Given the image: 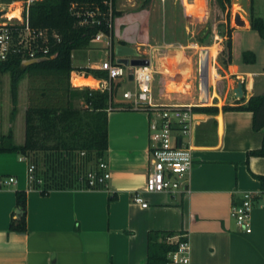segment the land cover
<instances>
[{
	"label": "crops",
	"instance_id": "obj_1",
	"mask_svg": "<svg viewBox=\"0 0 264 264\" xmlns=\"http://www.w3.org/2000/svg\"><path fill=\"white\" fill-rule=\"evenodd\" d=\"M250 4L252 8V0ZM131 18L132 14L114 18V25ZM245 22L231 33L251 30L248 15ZM112 32L123 46L132 47L131 36L116 33L114 26ZM115 45L111 43V58L130 59L127 53L117 56ZM93 51L95 58L83 56L80 60L77 56V64L72 63V52V66L93 69L105 51L90 44L79 51L86 55ZM250 66L225 65L222 76L219 74L225 87L221 96L207 86L205 100L200 102L198 86L196 102L177 103L211 105L217 112L191 110L185 143L191 147V166L184 187L172 194L141 192L146 207L131 200L134 192L141 191L147 169L148 117L142 111H106L107 147L101 157L109 174L105 186L52 188L41 194L26 181L25 162L23 169L8 174L15 184L0 187V264H145L146 233L151 230L173 232L162 237L167 243L184 234L189 246L187 264H264V207L253 199L249 232L229 215L241 192L261 191L255 175H264V157H246V152L260 146L264 126L252 130L248 111L221 110L222 105L244 103L249 96L264 93V83L254 79L264 76V71H253ZM237 82H241L238 99L233 93ZM74 83L77 88L89 85L88 78ZM164 90V82L151 83L153 101L176 103ZM15 189L25 191L26 231L22 234L7 231ZM111 195L114 197L108 200Z\"/></svg>",
	"mask_w": 264,
	"mask_h": 264
},
{
	"label": "trees",
	"instance_id": "obj_2",
	"mask_svg": "<svg viewBox=\"0 0 264 264\" xmlns=\"http://www.w3.org/2000/svg\"><path fill=\"white\" fill-rule=\"evenodd\" d=\"M77 2L85 4L87 8L97 6L100 11L106 9L102 0H41L28 7V26L33 29H45L57 36V41L50 40L51 55L40 57L41 60L22 65L26 59L16 53H9L0 60V75H8V90L10 94V115L15 114L16 92L19 81L27 78L28 103L23 112V140L20 144L12 142V132L0 134V154L14 152L31 159L33 163L30 182L36 186L41 194L48 189L62 187H86L85 173L94 167L103 156L107 147L106 111L109 98L106 92L89 90L87 87H71L68 82L69 72L73 68L71 55L73 51L88 48L93 35L98 31L110 33V42L124 45L121 40L113 36L112 27L107 28L105 23L98 25L79 26L76 17L69 10V4ZM223 8L229 5L230 0H216ZM233 7V2H232ZM249 29L254 30L264 39V23L259 16H254L248 0ZM121 14L114 8L111 0V17ZM228 16L225 18L226 29L224 47L219 52L222 55L223 65L229 64L230 33ZM239 23L240 21H236ZM241 22L239 27H243ZM241 62L252 64L254 55L249 50L241 53ZM75 68V67H74ZM92 75H104L103 72L89 67H76ZM118 84H116V87ZM237 101L235 105H222L221 110L248 111L251 113V128L259 130L264 126V93L251 95L244 103ZM83 104L86 106L84 107ZM120 103H111V109L132 110L121 107ZM195 112H217V107L211 105L192 106ZM80 152L83 154L80 155ZM82 156V157H81ZM248 156L264 157V136L260 146L248 150ZM79 157V166L71 160ZM10 176V175H6ZM261 190H264V175H255ZM14 206L10 213L7 231L25 233V191L15 189ZM114 195L108 197L111 200ZM173 232L158 230L146 233L145 264H168L167 253L175 249V243H167L162 238L172 235Z\"/></svg>",
	"mask_w": 264,
	"mask_h": 264
},
{
	"label": "rangeland",
	"instance_id": "obj_3",
	"mask_svg": "<svg viewBox=\"0 0 264 264\" xmlns=\"http://www.w3.org/2000/svg\"><path fill=\"white\" fill-rule=\"evenodd\" d=\"M263 2V0H252V12L254 16H260L264 21ZM238 6L237 0H230V4L224 5L223 8L216 0H114V8L121 14L119 18L130 14L133 18L130 22L121 24L116 22L115 25L114 21L113 26L116 33L123 32L133 39L131 46L136 54L131 57L146 59L150 64L153 72L152 85H156L158 81L161 84L164 82V91L176 103L196 102L198 90L203 93L199 83V61L201 62L205 56L207 84L213 81L217 95L221 96L225 92L224 79L212 77L214 73L208 67V57L214 56V66L217 73L222 76L225 65L221 62L222 55L219 52L224 47L222 34L226 29L225 18L228 16V26L232 28L239 27L241 22L243 25L246 24L244 16L240 20L235 19ZM235 20L240 22L236 23ZM89 44L100 48L101 51L106 50L103 37L90 41ZM244 50H249L254 55V62L248 68L253 71H264V39L254 30H233L230 46L231 62L240 66L241 53ZM79 51H73L75 54V58L72 57L73 64L79 62L77 56L80 60L83 56L92 58L97 56L95 50L88 52V55ZM254 79L260 84L264 83V76H255ZM131 88L132 83L126 77L120 79L116 93L112 95L113 102H124L121 92ZM27 103L25 77L17 85L16 110L14 115H10L8 75L6 73L0 75V134L6 133L9 129L13 132L12 142L15 144H20L23 140V112ZM181 138L185 145L187 134L182 135ZM18 155L14 152L0 154V177L17 169H23L24 162L16 161ZM28 160L33 164L31 159ZM71 161L76 167L79 166V157Z\"/></svg>",
	"mask_w": 264,
	"mask_h": 264
},
{
	"label": "built area",
	"instance_id": "obj_4",
	"mask_svg": "<svg viewBox=\"0 0 264 264\" xmlns=\"http://www.w3.org/2000/svg\"><path fill=\"white\" fill-rule=\"evenodd\" d=\"M37 1L41 0H0V11H3L0 15L3 18L0 22V60L5 59L9 53H16L26 59L51 55L52 45L49 44V41H57V36L45 29H33L28 26V7ZM102 4L106 6V9L100 11L97 6L87 8L84 3L71 2L69 10L76 17V23L79 26L98 25L102 22L110 29L114 22L111 17V0H102ZM101 37L105 38V57L98 61L93 69L103 72L104 75H92L73 67L69 72L68 82L71 87H78L74 83L76 80L88 78L89 85L84 87L89 90L106 92L109 102L105 111L111 109V103H120V101L113 102L112 99L119 80L126 77L132 83L131 89L121 92L124 102L120 103V106L142 111L148 117L147 169L144 185L141 191H136L131 195L133 203H137L140 207H146L147 203L141 196V192L172 194L184 187L185 174L191 166V147L188 144L184 145L181 137L189 131L191 105L155 103L151 94L153 72L150 64L133 65L129 63V59L111 58L109 32L98 30L90 41L99 40ZM208 59V67L214 73L212 77L219 78L216 66H214V56H210ZM212 77L210 78L213 79ZM207 86H209L210 92H214L213 81L208 82ZM83 106L86 105L83 104ZM82 154L80 152V155ZM17 159L25 162V178L27 182H31L33 164L23 155H18ZM108 176L106 162L99 159L95 166L89 168L85 173L86 188L105 186ZM182 177H184L183 181ZM10 184H15L13 176L0 177V187ZM254 198L258 199L260 207H264V190L257 193L243 191L239 202L231 205L229 210V215L245 232H249L248 221ZM174 237L176 238L175 249L167 253L168 264H187L189 246L186 237L184 234Z\"/></svg>",
	"mask_w": 264,
	"mask_h": 264
},
{
	"label": "water",
	"instance_id": "obj_5",
	"mask_svg": "<svg viewBox=\"0 0 264 264\" xmlns=\"http://www.w3.org/2000/svg\"><path fill=\"white\" fill-rule=\"evenodd\" d=\"M239 3V10L236 12L235 14V19L238 18V14L240 13L241 15H244V17L246 16V12L248 10L247 7V0H237ZM3 13V11H0V15ZM3 20V18L0 17V22ZM115 54L121 55L124 53L129 54L130 56H135V50L132 47H127V46H123V45H115ZM204 53L206 51H203ZM38 60H41L40 58H31V59H24L21 61L22 65H27L30 63H34L37 62ZM129 63L133 64V65H137V64H148V61L146 59H137V58H130L129 59ZM206 56L203 58V60L200 62L199 61V78H200V85L203 88V93L200 97V102H203L205 100V95H206V91H207V74H206ZM234 96L238 99L241 97V82H237L236 83V87L233 91Z\"/></svg>",
	"mask_w": 264,
	"mask_h": 264
},
{
	"label": "bare ground",
	"instance_id": "obj_6",
	"mask_svg": "<svg viewBox=\"0 0 264 264\" xmlns=\"http://www.w3.org/2000/svg\"><path fill=\"white\" fill-rule=\"evenodd\" d=\"M240 8H239V6H238V9H237V11L239 10ZM239 16H238V18L237 19H242V17L244 16V15H241L240 13L238 14ZM78 83H80V82H78Z\"/></svg>",
	"mask_w": 264,
	"mask_h": 264
}]
</instances>
